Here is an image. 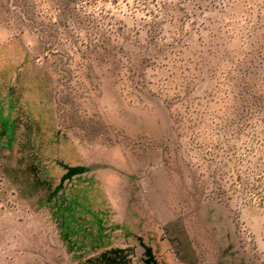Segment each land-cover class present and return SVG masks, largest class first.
<instances>
[{
    "label": "rangeland",
    "instance_id": "374dc122",
    "mask_svg": "<svg viewBox=\"0 0 264 264\" xmlns=\"http://www.w3.org/2000/svg\"><path fill=\"white\" fill-rule=\"evenodd\" d=\"M92 216L139 264H264V0H0L1 264Z\"/></svg>",
    "mask_w": 264,
    "mask_h": 264
},
{
    "label": "crops",
    "instance_id": "0c3cea01",
    "mask_svg": "<svg viewBox=\"0 0 264 264\" xmlns=\"http://www.w3.org/2000/svg\"><path fill=\"white\" fill-rule=\"evenodd\" d=\"M69 218V217H68ZM79 219V217H76ZM90 219L91 217H87ZM93 222L80 226L78 222L72 221V226L59 227L55 230L60 243L67 250H71L73 258L71 264H135L129 255L132 243L127 239V229L124 227L112 226L96 221L92 216ZM104 219H106L104 217ZM76 226H75V225ZM149 229V228H145ZM139 241L144 245V255L141 259L142 264H150V258L154 255L153 251L158 248L159 237L156 234L147 233L140 235ZM134 247V245H133ZM147 248V249H146ZM2 262H0L1 264ZM3 264H9L7 260ZM15 264V263H10ZM139 264V262L137 263Z\"/></svg>",
    "mask_w": 264,
    "mask_h": 264
}]
</instances>
